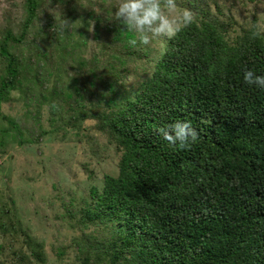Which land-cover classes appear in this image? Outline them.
<instances>
[{
	"label": "trees",
	"instance_id": "1",
	"mask_svg": "<svg viewBox=\"0 0 264 264\" xmlns=\"http://www.w3.org/2000/svg\"><path fill=\"white\" fill-rule=\"evenodd\" d=\"M224 1L177 0L194 22L156 47L129 45L133 34L111 18L118 0H100L99 9L86 0H23L17 24L0 26V119L22 133L3 102L36 88L40 105L66 111V125L89 142L83 122L93 121L118 156V173H106L79 208L80 228L106 231L84 233L81 264H264V88L243 81L245 69L264 75V32L254 35L264 13L241 23L226 5L237 0ZM77 2L90 8L79 15L77 46L85 49L73 63ZM135 63L152 72L126 87ZM177 121L199 133L183 150L158 131ZM0 238L1 263L47 262L45 242L3 198Z\"/></svg>",
	"mask_w": 264,
	"mask_h": 264
},
{
	"label": "rangeland",
	"instance_id": "2",
	"mask_svg": "<svg viewBox=\"0 0 264 264\" xmlns=\"http://www.w3.org/2000/svg\"><path fill=\"white\" fill-rule=\"evenodd\" d=\"M86 1L97 9L101 7L100 0ZM22 2L0 0V26L7 21L17 24L23 13ZM235 2L227 1L226 5L233 6L235 18L241 23L249 20L253 11L264 13V0L245 5L239 0ZM75 6V17L79 20L74 22L73 28L77 31L69 30L72 31L69 44L76 48L74 57L69 59L73 63L78 61L79 51L85 49L79 50L77 46L78 32L84 20L79 15H85L90 8L79 2ZM89 22L85 29L92 38L95 35L92 19ZM91 25L93 30L89 31ZM156 45L153 42L152 46ZM129 68L126 87L148 78L152 72V65L148 63L130 64ZM41 79L53 84L46 74H42ZM38 95L36 88L29 95L14 91L11 99L3 102V112L18 123L22 133L7 120L0 119V129L3 130L0 141H5V145L0 146V198L16 210L28 231L45 242L48 259L39 264H81L78 259L79 240L84 233L98 234L101 230L100 235H103L106 231L93 225L80 228L77 224L79 208L94 186H102L106 173H118V156L107 143V137L96 130L91 120L83 122L85 132L88 131L93 138L91 142L82 137L77 128L66 125V111L61 116L60 113L52 114L49 109L45 120L43 109L47 104L40 105ZM41 132L43 135L39 136Z\"/></svg>",
	"mask_w": 264,
	"mask_h": 264
},
{
	"label": "clouds",
	"instance_id": "3",
	"mask_svg": "<svg viewBox=\"0 0 264 264\" xmlns=\"http://www.w3.org/2000/svg\"><path fill=\"white\" fill-rule=\"evenodd\" d=\"M112 13L113 19L125 25L127 31L133 34L129 39L130 46L138 44L152 46L157 39L175 38L184 28L194 22V14L189 9H181L177 0H118ZM67 23L61 25L66 27ZM254 35L264 32V24H257ZM92 25L89 31H92ZM243 81L249 86L264 88V75L245 69ZM51 110H58V105L52 104ZM45 120L49 106H44ZM164 141L171 147L181 150L189 148L198 139L199 133L189 121H177L158 129Z\"/></svg>",
	"mask_w": 264,
	"mask_h": 264
}]
</instances>
